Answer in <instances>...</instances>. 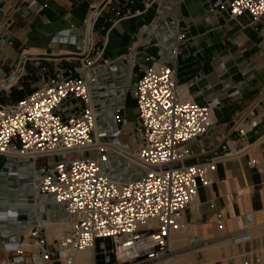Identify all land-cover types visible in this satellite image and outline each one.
I'll use <instances>...</instances> for the list:
<instances>
[{"label": "crops", "instance_id": "crops-1", "mask_svg": "<svg viewBox=\"0 0 264 264\" xmlns=\"http://www.w3.org/2000/svg\"><path fill=\"white\" fill-rule=\"evenodd\" d=\"M229 2L0 0V102L20 101L53 79L81 76L89 53L96 58L88 75L96 77L91 93L97 126L110 141L133 149L143 140L134 85L154 62L174 64L172 48L179 28L186 35L176 61L179 85L196 103L212 108L208 134L189 146L195 152L215 148L245 114L248 140L255 142L264 132V16L242 28L229 21ZM82 108L79 99L69 96L55 112L67 120ZM63 159L0 155V259L6 256L5 244L23 243L35 225L44 224L53 239L55 229L69 221L54 195L35 190V184L54 176V165ZM250 160L255 167L249 166ZM103 169L116 180L144 175L125 177L135 172L134 166L113 154ZM263 172L264 140L248 154L219 163L212 185L199 187L197 202L184 219L190 226L187 234L206 243L192 250L201 261L264 264ZM247 211L254 213L256 223L249 239L224 237L242 228ZM219 218L223 229L217 226ZM92 264L102 262L92 258Z\"/></svg>", "mask_w": 264, "mask_h": 264}, {"label": "built area", "instance_id": "built-area-1", "mask_svg": "<svg viewBox=\"0 0 264 264\" xmlns=\"http://www.w3.org/2000/svg\"><path fill=\"white\" fill-rule=\"evenodd\" d=\"M227 14L242 28L255 25L264 16V0H230ZM185 40L177 28L174 64L154 62L134 85L143 140L133 149L110 141L97 126L91 93L96 77L88 75L96 58L89 53L83 58L81 76L53 79L20 101L0 102L1 156L33 161L79 156L56 163L54 176L35 184L36 191L54 195L65 207L69 225L53 239L44 224L35 225L23 243L4 245L6 256L0 264H75L77 255L87 250L95 260L101 256L102 264L170 258L172 233L190 232L184 214L197 202L199 187L212 185L219 163L248 154L264 140V132L255 142L248 140L245 114L215 148L195 152L189 146L208 134L212 108L196 103L179 85L176 61ZM69 96L79 99L83 108L78 116L64 120L55 110ZM117 120L121 122L122 116ZM112 154L140 167L144 175L115 180L103 169ZM248 164L256 166L255 160ZM217 226L223 229L222 218ZM255 228L254 213L247 211L242 228L224 237L247 241ZM188 237L186 250L206 245L192 234Z\"/></svg>", "mask_w": 264, "mask_h": 264}, {"label": "rangeland", "instance_id": "rangeland-1", "mask_svg": "<svg viewBox=\"0 0 264 264\" xmlns=\"http://www.w3.org/2000/svg\"><path fill=\"white\" fill-rule=\"evenodd\" d=\"M77 157H79V156L76 155V154H71V155L65 156L63 160L64 161H66V160L69 161V160L75 159ZM132 165L134 166V171L135 172H133V171L126 172L125 173V177L133 178V177H138V176H141V175L144 174V170L143 169H141L140 167H138V166H136L134 164H132ZM136 171H139V172H136ZM59 230H61V226H58L55 229V231H56L55 235L56 236H58L57 233H59ZM178 233L183 235L181 237H183L184 240L182 239L180 241V245L177 247V249L174 250V253L170 256V258H168L166 260H161V261H158V262H145V263H141V264H206L205 261H201L199 259L197 251L195 252V251H192V250H186L185 249V246L189 244V239H188L187 232L177 231V232H173L172 235L174 236L175 234H178ZM206 250H208V247H206L203 250V252H205ZM100 258H101V256H99V259Z\"/></svg>", "mask_w": 264, "mask_h": 264}, {"label": "bare ground", "instance_id": "bare-ground-1", "mask_svg": "<svg viewBox=\"0 0 264 264\" xmlns=\"http://www.w3.org/2000/svg\"><path fill=\"white\" fill-rule=\"evenodd\" d=\"M69 223L66 222L65 225L61 224V230L59 231H62L63 230V227L64 226H68ZM53 230V229H52ZM57 231V230H56ZM59 234V233H57ZM179 234V233H178ZM175 234L174 236L171 235V239H170V247L171 249L175 250L177 249V247L180 245V241L184 238L181 237L183 235L181 234ZM56 236V235H55ZM210 249V248H209ZM214 250V249H213ZM215 250L217 251V247L215 248ZM216 253V252H215ZM222 254V253H221ZM125 255V251L124 250H120V256H124ZM183 256V255H182ZM75 264H92V252L87 250V251H82L80 252L78 255H77V258H76V262Z\"/></svg>", "mask_w": 264, "mask_h": 264}]
</instances>
